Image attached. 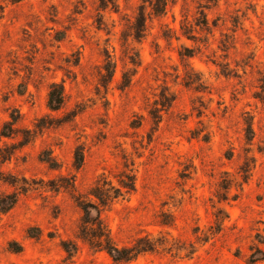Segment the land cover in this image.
Here are the masks:
<instances>
[{
    "label": "rangeland",
    "instance_id": "rangeland-1",
    "mask_svg": "<svg viewBox=\"0 0 264 264\" xmlns=\"http://www.w3.org/2000/svg\"><path fill=\"white\" fill-rule=\"evenodd\" d=\"M0 264H264V0H0Z\"/></svg>",
    "mask_w": 264,
    "mask_h": 264
},
{
    "label": "trees",
    "instance_id": "trees-1",
    "mask_svg": "<svg viewBox=\"0 0 264 264\" xmlns=\"http://www.w3.org/2000/svg\"><path fill=\"white\" fill-rule=\"evenodd\" d=\"M62 102H63V99H62L61 91L59 90L57 91V89L55 90V86H51L49 89V93H48V101H47L48 108L50 110H58ZM92 195L96 197L101 203H103L102 196L100 194L95 192V193H92ZM99 237L101 236L96 235V238H99ZM104 241H105V246H102V248L100 247V249L104 250L114 261H129L133 257H135V255L138 254L136 253L135 255L129 256L126 254V250H120L117 247L109 245L108 243L109 241L107 239ZM89 244L92 245L90 242Z\"/></svg>",
    "mask_w": 264,
    "mask_h": 264
}]
</instances>
